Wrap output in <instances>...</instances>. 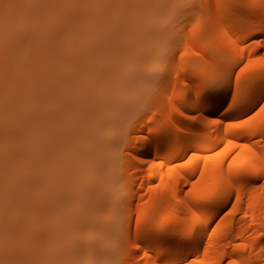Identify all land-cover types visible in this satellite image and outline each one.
<instances>
[{"label": "rangeland", "instance_id": "374dc122", "mask_svg": "<svg viewBox=\"0 0 264 264\" xmlns=\"http://www.w3.org/2000/svg\"><path fill=\"white\" fill-rule=\"evenodd\" d=\"M191 2L0 0V264L123 263L131 244L120 247L117 196L129 192L122 174L137 161H118L128 126L166 103L162 93L171 91L168 81L181 66H196L193 79L204 89L211 78L198 57L216 42L206 35L210 15L205 1L197 9ZM195 29L191 47L186 36ZM214 52L206 48L208 62L223 61ZM156 54L174 57L170 69L157 72L164 75L159 83L147 71ZM191 84L178 82L174 91ZM92 174V197L81 198L74 188L88 185ZM19 184L29 189L27 198L17 193ZM85 206L95 220L71 214Z\"/></svg>", "mask_w": 264, "mask_h": 264}, {"label": "bare ground", "instance_id": "6f19581e", "mask_svg": "<svg viewBox=\"0 0 264 264\" xmlns=\"http://www.w3.org/2000/svg\"><path fill=\"white\" fill-rule=\"evenodd\" d=\"M204 1L203 12L210 15L206 35L216 40L212 48L201 47L198 53L206 64L201 73L211 76L207 88L193 79L196 66H181L170 76L171 91L164 88L166 103H158L152 113L138 116L128 126L127 145L118 156L119 162L134 155L137 160L122 174L129 192L117 196L120 247L131 244L122 264H264V112L260 110L264 65L257 63L241 72L248 60L264 58L257 47L264 41L260 35L264 0H193L190 7L197 9ZM182 6L177 4L172 15ZM197 35L195 29L192 37L186 36L191 47ZM158 47L159 43L153 45ZM206 48L215 50L214 57L223 54V61L209 63ZM162 57L156 54L147 70L155 73L156 83L164 81L157 72L167 71L174 61L173 55ZM35 59L40 62L41 57ZM186 79L192 84L177 94V83ZM206 95L216 99L205 102ZM181 97L187 99L189 109L182 107ZM162 115L164 124L158 119ZM240 121L247 123L239 129L228 127ZM114 135L109 132L105 139ZM97 179L90 175L89 184L78 185L75 192L81 198L92 197ZM16 191L21 198L28 197L29 189L23 185H17ZM92 208L78 207L71 214L76 220H95ZM140 217L143 226L137 229L135 219ZM176 236L188 239L189 245L170 251L158 243ZM94 237L87 236L84 243L92 244ZM165 255L168 258L162 260Z\"/></svg>", "mask_w": 264, "mask_h": 264}, {"label": "snow or ice", "instance_id": "6c2138e0", "mask_svg": "<svg viewBox=\"0 0 264 264\" xmlns=\"http://www.w3.org/2000/svg\"><path fill=\"white\" fill-rule=\"evenodd\" d=\"M261 36H264V30H261L260 33ZM257 47L260 49L261 52H264V41H262L260 44L257 45ZM241 52L244 51L243 48L240 49ZM257 63L264 65V58H262L260 61H256V60H248L247 63L244 65V68L241 69V72L246 71L247 69L255 66ZM230 95V94H229ZM216 98L214 96L211 95H206L204 97L205 102L208 103H212ZM262 112H264V108L260 109ZM214 123H217L218 121H213ZM247 123V121H240L237 123H230L228 125L229 128H234V129H239L244 127V125ZM229 145H232V141L229 140L228 141ZM243 147L247 148V145H243ZM232 165H229V168H231ZM135 226L137 229L141 228L143 226V217L140 218H136L135 219ZM195 239V236H192V240ZM158 243L163 246L168 248L170 251H174L178 248H182V247H187L190 243V241L188 239L182 238L180 236H176L173 238H161ZM168 258L167 255L163 256L161 259L162 260H166ZM193 264H196V262H193Z\"/></svg>", "mask_w": 264, "mask_h": 264}]
</instances>
